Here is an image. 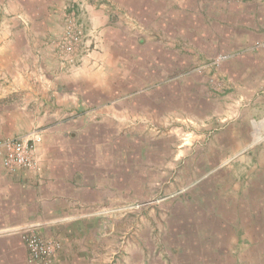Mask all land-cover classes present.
<instances>
[{
	"label": "rangeland",
	"instance_id": "rangeland-1",
	"mask_svg": "<svg viewBox=\"0 0 264 264\" xmlns=\"http://www.w3.org/2000/svg\"><path fill=\"white\" fill-rule=\"evenodd\" d=\"M79 1L95 19L86 33L69 22L60 46H84L80 59L98 64L87 74L106 88L89 93V132L66 131L95 174L78 206L90 247L72 253L95 264H264V128L236 120L248 109L262 119L264 86L235 77L264 76L247 70L264 43L247 46L241 32L242 52L226 38L248 0Z\"/></svg>",
	"mask_w": 264,
	"mask_h": 264
},
{
	"label": "crops",
	"instance_id": "crops-1",
	"mask_svg": "<svg viewBox=\"0 0 264 264\" xmlns=\"http://www.w3.org/2000/svg\"><path fill=\"white\" fill-rule=\"evenodd\" d=\"M168 2L177 5L172 0ZM84 5L79 0H0V142L32 133L43 139L34 152V169L8 172L0 167V264H30L24 240L29 230L63 240L62 249L48 264L96 262L94 257L72 253L73 243L80 249L90 247L81 237L86 232L88 216L78 206L86 192L94 194L95 174L85 169L87 158L73 153L76 144L68 142L66 131L89 132L96 113L91 104L95 97L89 93L105 89L106 85L92 73L87 74L90 70L86 68L98 64L88 65L91 54L80 59L84 46L79 45L71 55L64 54L60 46L69 22L74 21L76 27L88 32L86 22L94 14L89 3L85 9ZM243 5L248 6L233 18L236 36H226L227 41L238 39L237 50L242 52L246 44L239 46L242 36L249 37L245 40L247 46L256 38L264 43V0H248ZM204 13L207 16L208 10ZM216 17L212 16L217 21ZM245 20L254 24L243 30ZM259 53L263 56L261 63L247 68L258 69L253 73L264 70V51ZM240 70L235 74L240 80L237 86H264V76L241 80ZM233 95L240 107L243 98L236 91ZM257 106L262 119H252L248 109L237 113L236 120L249 116L254 130L264 128V97ZM86 123L88 131H83L81 127ZM101 181L105 188L104 179ZM70 228L73 231L69 232Z\"/></svg>",
	"mask_w": 264,
	"mask_h": 264
},
{
	"label": "built area",
	"instance_id": "built-area-1",
	"mask_svg": "<svg viewBox=\"0 0 264 264\" xmlns=\"http://www.w3.org/2000/svg\"><path fill=\"white\" fill-rule=\"evenodd\" d=\"M42 140L40 134L32 133L0 142V167L8 172L34 169V152ZM24 240L30 253V264H48L61 250L59 241L42 237L36 230L27 231Z\"/></svg>",
	"mask_w": 264,
	"mask_h": 264
}]
</instances>
